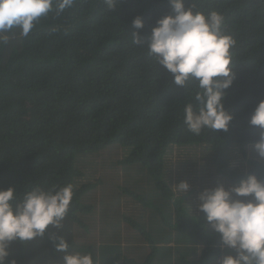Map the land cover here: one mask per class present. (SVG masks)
Instances as JSON below:
<instances>
[{
  "label": "trees",
  "instance_id": "1",
  "mask_svg": "<svg viewBox=\"0 0 264 264\" xmlns=\"http://www.w3.org/2000/svg\"><path fill=\"white\" fill-rule=\"evenodd\" d=\"M193 2L205 14L221 12L225 31L237 42L231 49L235 79L225 90L224 107L234 117L227 132L206 128L199 136L192 134L184 123V109L189 103L197 107L195 82L177 86L172 74L147 55L156 21L172 14L169 0H116L114 10L104 0H75L60 15L54 4L29 36H21L19 29L4 34L8 42L0 44V190L12 187L18 199L37 185L70 183L74 191L62 227L50 226L43 237L27 243L12 242L5 264H63L64 253L55 251L53 234L68 242L70 253H90L94 264H170L166 253L158 259V241L146 230L135 235V241H145L150 254L141 261L118 256L120 231L106 220L112 217L106 210L100 213L101 222L112 235L105 244L96 249L95 242H77L89 226L87 215L95 211L90 192L97 185L86 181L92 175L79 159L115 144L130 149L124 163L142 165L172 203L175 219L162 217L163 223L196 245L177 252V264H219L232 251L223 248L203 212L186 209L184 201L190 196L178 195L171 175L166 180L163 171L170 146L207 145L219 185L239 184L250 174L264 179V163L247 159L251 168L244 172L233 165L237 151L259 138V128L249 120L264 100V0H184L185 7ZM137 16L144 23L139 30L132 26ZM136 31L140 45L132 41ZM123 220L133 232L142 229L130 214ZM135 247L144 248L133 244L130 249L137 251Z\"/></svg>",
  "mask_w": 264,
  "mask_h": 264
},
{
  "label": "clouds",
  "instance_id": "2",
  "mask_svg": "<svg viewBox=\"0 0 264 264\" xmlns=\"http://www.w3.org/2000/svg\"><path fill=\"white\" fill-rule=\"evenodd\" d=\"M104 3L114 10L116 0ZM169 3L172 14L156 21L148 38L147 55L172 74L177 86L195 82L197 107L189 103L184 109V123L192 134L199 136L206 128L227 132L234 117L224 107L225 90L235 79L231 49L237 42L225 31L221 12L205 14L197 10L194 2L185 7L184 0ZM54 4L56 14L60 15L72 8L75 0H0V44L8 42L4 34L13 29H19L23 37L29 36L36 22L47 16ZM132 26L142 29L143 19L135 17ZM132 41L136 45L142 43L139 31L132 34ZM249 123L260 130L253 147L264 160V100L255 107ZM174 186L183 195L190 189L187 181ZM73 196L70 183L48 188L37 185L19 199L12 187L0 190V264H5L12 242L27 243L43 237L50 226L59 230ZM198 199V210L219 234L221 244L232 250L219 264H264V179L250 174L238 185L204 188ZM50 238L55 251L64 253L63 264H94L90 253H70L62 236L53 234Z\"/></svg>",
  "mask_w": 264,
  "mask_h": 264
},
{
  "label": "rangeland",
  "instance_id": "3",
  "mask_svg": "<svg viewBox=\"0 0 264 264\" xmlns=\"http://www.w3.org/2000/svg\"><path fill=\"white\" fill-rule=\"evenodd\" d=\"M206 146L173 145L168 148L166 153L164 176L167 180V175H171L172 180L169 181L178 195L183 194L179 193L174 185L180 181L189 183L190 189L185 194L190 197L186 198L184 204L192 214L201 212L198 210L199 193L204 188H214L219 185L220 175L217 172H212V154ZM253 146L254 144H250L245 146L242 151H237L233 165L239 172L248 171L251 168L247 159L252 158L264 163V160L257 156ZM129 152L128 147L115 144L101 152L80 157L81 168L92 175V178H88L86 181H93L97 185L90 192V202L95 204V211L87 215L89 226L87 230L83 228V234L78 235L77 242L81 243L85 240L95 242L96 249L105 244V241L112 235L104 231L105 227L101 222L100 213L106 210L107 214H112V217L106 218V220L115 223L114 227L120 231V234L116 235L115 244L118 256L123 255L141 261L150 254L152 250L145 241L141 240L138 243L135 241L136 236L146 230L151 237L158 241L156 244L159 251L158 259L160 260L162 254L166 253L171 257L170 264H177L175 254L179 251H187L194 244L189 242L185 235H178L163 223L162 217L166 221L175 219L172 203L162 196L156 188L155 180L142 165L124 163ZM223 185L228 187L227 184ZM126 214H130L138 220L139 227L142 228L139 232H133L132 227L126 226V221L123 220V216ZM107 229L111 230L112 227L108 225ZM211 231L213 230L211 229ZM103 237L107 238L103 241ZM133 244L144 248L135 247L137 251H134L130 249ZM197 247L200 245L198 244ZM223 248L225 247L223 246ZM197 249L199 252L200 249Z\"/></svg>",
  "mask_w": 264,
  "mask_h": 264
}]
</instances>
